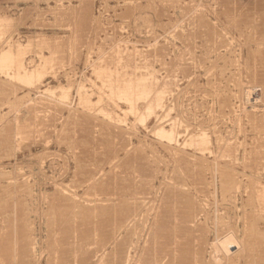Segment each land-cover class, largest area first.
Listing matches in <instances>:
<instances>
[{"label":"rangeland","instance_id":"obj_1","mask_svg":"<svg viewBox=\"0 0 264 264\" xmlns=\"http://www.w3.org/2000/svg\"><path fill=\"white\" fill-rule=\"evenodd\" d=\"M263 6L0 0V264H264Z\"/></svg>","mask_w":264,"mask_h":264},{"label":"bare ground","instance_id":"obj_2","mask_svg":"<svg viewBox=\"0 0 264 264\" xmlns=\"http://www.w3.org/2000/svg\"><path fill=\"white\" fill-rule=\"evenodd\" d=\"M250 7H251V6H250ZM252 7H253V6H252ZM263 7H264V6H263ZM234 10H235V9H234ZM234 10H233V12H234ZM236 10H237V9H236ZM253 10H254V9H253ZM237 11H238V10H237ZM228 12H229V11H228ZM230 12H232V11L230 10ZM233 12H232V13H233ZM233 14H234V13H233ZM250 14H251V13H250ZM78 15H79V14H78ZM253 15H254V14H253ZM147 16H148V15H147ZM246 16H247V15H246ZM244 17H245V16H244ZM249 17H250V15H249ZM251 17H252V16H251ZM228 18H229V17H228ZM242 18H243V17H242ZM252 18H254V17H252ZM74 19H75V18H74ZM234 19H235V17H234L232 20H234ZM247 21H248V20H247ZM261 21H262V20H261ZM231 23H232V22H231ZM256 23H257V22H256ZM259 23H260V22H259ZM240 31H241V30H240ZM250 53H251V52H250ZM263 53H264V52H263ZM155 54H156V53H155ZM263 57H264V56H263ZM142 63H143V62H142ZM260 64H262V63H260ZM260 64H259V65H260ZM261 67H262V65H261ZM259 68H260V67H259ZM259 70H260V69H259ZM261 71H262V70H261ZM263 72H264V71H263ZM261 73H262V72H261ZM256 74H258V73H257V70H256ZM258 75H259V74H258ZM263 75H264V74H263ZM263 75H262V76H263ZM262 76H257V77H258V78L260 77V78L263 79ZM254 77H255V76H254ZM260 78H259V79H260ZM260 81H261V79H260ZM257 82H259V81H257ZM260 90H261V89H260ZM263 94H264V92H263ZM39 95H40V94H39ZM145 95H146V94H145ZM194 140H195V139H194ZM88 142H89V141H88ZM235 162H236V161H235ZM225 166H226V165H225ZM246 214H247V213H246ZM246 214H245V215H246ZM245 217H246V216H245ZM246 223H247V222H246ZM245 227H246V226H245ZM247 232H248V231H247ZM263 233H264V232H263ZM12 235H13V234H12ZM13 236H14V235H13ZM248 238H249V237H248ZM174 239H175V238H174ZM236 243H237V242H236ZM181 248H182V247H181ZM248 249H249V248H248ZM260 254H262V253H260ZM260 254H259V255H260ZM246 255H247V254H246ZM257 256H258V255H257ZM251 258H252V257H251ZM253 258H254V257H253ZM258 260H260V259H258ZM249 261H251V260H249ZM253 261H254V260H253ZM262 262H263V261H262ZM249 263H250V262H249Z\"/></svg>","mask_w":264,"mask_h":264}]
</instances>
